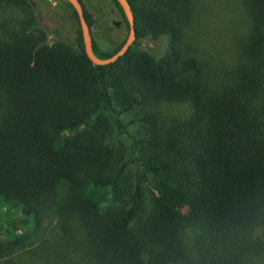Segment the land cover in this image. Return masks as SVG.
Wrapping results in <instances>:
<instances>
[{"label":"trees","instance_id":"trees-1","mask_svg":"<svg viewBox=\"0 0 264 264\" xmlns=\"http://www.w3.org/2000/svg\"><path fill=\"white\" fill-rule=\"evenodd\" d=\"M127 1L134 40L98 66L67 2L75 44L49 43L30 5L0 0V257L264 264V0H238L247 28L238 60L219 72L191 32L196 0ZM122 42L106 53L92 40L93 52L108 57ZM162 102L189 114L160 120ZM44 218L57 220L58 238L38 245Z\"/></svg>","mask_w":264,"mask_h":264},{"label":"rangeland","instance_id":"rangeland-1","mask_svg":"<svg viewBox=\"0 0 264 264\" xmlns=\"http://www.w3.org/2000/svg\"><path fill=\"white\" fill-rule=\"evenodd\" d=\"M32 7L39 23L47 31V41L52 43L56 39H62L75 44V21L70 8L60 0H23ZM90 14V34L96 47L109 53L118 46L127 34V26L112 0H80ZM201 7V17L196 21L198 28H192L196 38H202L200 50L215 70L222 71L232 66L238 60L236 43L239 36L245 32L246 16L238 0H196ZM241 5V6H240ZM4 5L0 4V12H4ZM22 9V7H21ZM160 120L171 122L181 119L189 114L190 108L183 102H162L152 107ZM130 115H123L127 120ZM129 130L137 135L142 131L136 124H131ZM116 146L124 154L127 152L128 139L119 136ZM133 167L127 168L126 176L130 178ZM58 222L53 218H44L31 237L33 243L39 238L38 245L43 240L45 244L58 238ZM0 234L3 235V221L0 218ZM1 240V239H0ZM39 251V247H32ZM38 248V249H36ZM0 264H42L41 254L36 257L21 256L14 253L11 256L0 257Z\"/></svg>","mask_w":264,"mask_h":264},{"label":"water","instance_id":"water-1","mask_svg":"<svg viewBox=\"0 0 264 264\" xmlns=\"http://www.w3.org/2000/svg\"><path fill=\"white\" fill-rule=\"evenodd\" d=\"M63 1L67 2L72 7V9L76 14L77 24L79 26L80 37L83 45V52L92 64L98 66L110 64L114 62L118 57L122 56L129 48V46L132 44L135 36V31L133 26L134 21H133L132 10L127 0H115L118 3L125 18V21L127 23V34L122 44L119 46V48L105 58H100L96 56L93 52L90 28L87 25V22L83 15V6L81 2L79 0H63Z\"/></svg>","mask_w":264,"mask_h":264},{"label":"built area","instance_id":"built-area-1","mask_svg":"<svg viewBox=\"0 0 264 264\" xmlns=\"http://www.w3.org/2000/svg\"><path fill=\"white\" fill-rule=\"evenodd\" d=\"M149 46H154V44L153 43H149Z\"/></svg>","mask_w":264,"mask_h":264}]
</instances>
